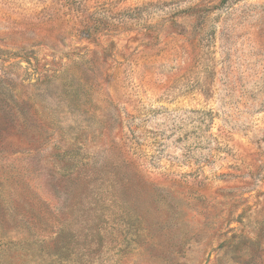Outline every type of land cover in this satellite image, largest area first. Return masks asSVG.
<instances>
[{
    "label": "rangeland",
    "instance_id": "1",
    "mask_svg": "<svg viewBox=\"0 0 264 264\" xmlns=\"http://www.w3.org/2000/svg\"><path fill=\"white\" fill-rule=\"evenodd\" d=\"M0 264H264V0H0Z\"/></svg>",
    "mask_w": 264,
    "mask_h": 264
}]
</instances>
